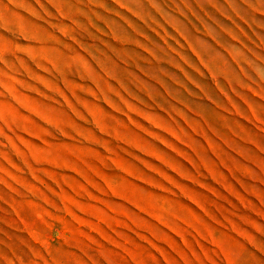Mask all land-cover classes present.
I'll list each match as a JSON object with an SVG mask.
<instances>
[{
    "label": "rangeland",
    "instance_id": "1",
    "mask_svg": "<svg viewBox=\"0 0 264 264\" xmlns=\"http://www.w3.org/2000/svg\"><path fill=\"white\" fill-rule=\"evenodd\" d=\"M0 264H264V0H0Z\"/></svg>",
    "mask_w": 264,
    "mask_h": 264
}]
</instances>
